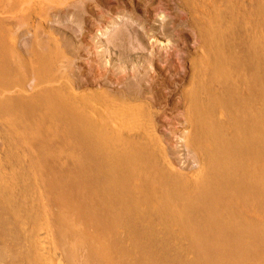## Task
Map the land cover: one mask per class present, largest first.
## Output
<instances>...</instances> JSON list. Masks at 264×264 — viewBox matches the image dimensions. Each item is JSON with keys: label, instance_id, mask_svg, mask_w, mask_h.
Wrapping results in <instances>:
<instances>
[{"label": "rangeland", "instance_id": "rangeland-1", "mask_svg": "<svg viewBox=\"0 0 264 264\" xmlns=\"http://www.w3.org/2000/svg\"><path fill=\"white\" fill-rule=\"evenodd\" d=\"M262 184L264 0H0V264H264Z\"/></svg>", "mask_w": 264, "mask_h": 264}, {"label": "bare ground", "instance_id": "bare-ground-1", "mask_svg": "<svg viewBox=\"0 0 264 264\" xmlns=\"http://www.w3.org/2000/svg\"><path fill=\"white\" fill-rule=\"evenodd\" d=\"M17 1V0H16ZM86 1V0H85ZM15 2V1H14ZM83 3V2H82ZM11 4V3H10ZM77 9V8H76ZM81 11V10H80ZM86 11V10H85ZM83 12V11H82ZM81 12V13H82ZM26 13V12H25ZM66 14V13H65ZM80 14V13H78ZM117 17L119 15H116ZM104 17V16H103ZM125 17V16H124ZM67 18V17H66ZM112 18V17H111ZM111 24V23H110ZM24 25V24H23ZM105 28V27H104ZM125 29V28H124ZM119 33V32H118ZM140 34V33H139ZM128 35V34H127ZM115 37V36H114ZM154 38V37H153ZM98 39V38H97ZM113 39V38H112ZM119 39V38H118ZM117 40V39H116ZM110 41V40H108ZM111 43V42H110ZM117 43V42H116ZM163 43V42H162ZM161 43V44H162ZM114 44V43H113ZM122 45V44H121ZM213 57V56H212ZM207 59V58H206ZM214 59V58H212ZM186 66V65H184ZM184 69V68H183ZM181 72V71H180ZM186 75V73L184 74ZM207 75V74H206ZM178 76V74H177ZM181 78V76H180ZM183 80V77L180 79L179 81V84L180 82ZM185 80V79H184ZM122 81V80H121ZM178 82V81H176ZM176 82H175V85H176ZM183 82V81H182ZM185 82V81H184ZM149 85V84H148ZM177 86V85H176ZM170 87V86H169ZM148 90V89H146ZM129 91V90H128ZM125 91H123L122 93H124ZM131 92V91H130ZM138 92V91H137ZM144 91H142L143 93ZM218 92V91H217ZM220 92V90H219ZM139 93V92H138ZM141 93V92H140ZM145 93V92H144ZM144 93L142 95H144ZM130 95V93H128ZM131 94H134L133 92ZM213 97H212V103L213 105H216V109H220V107H222V95L218 94V93H213L212 94ZM127 96V95H126ZM190 102V101H189ZM34 103H36L34 101ZM204 103V102H203ZM133 108V107H132ZM10 109V108H9ZM103 110V109H102ZM131 110V109H129ZM127 110L125 107L123 106H119V107H116L114 109V114H110L108 112L105 113V119L103 118V120L106 122V125L108 124V122L110 121H115L116 124L115 125V132H116V135H118L117 139L120 140V142L124 143L126 141H124L122 139V133L127 130L128 132H130L131 134L135 135V134H140V137H141V140H143L145 142V144L148 146V147H154V148H158V150H162V146L159 144V141H158V138L156 137V135L154 134V129L153 130H150V128L148 126L145 125V122L143 123L144 119L140 118V116H137L135 115L134 113H132L131 111ZM133 110V109H132ZM221 111V110H220ZM224 112V111H223ZM220 114L222 115V112H220ZM223 117V116H222ZM224 118V117H223ZM220 119V118H219ZM113 124V125H114ZM238 125V124H237ZM239 126V125H238ZM148 127V128H147ZM240 127V126H239ZM239 130V132L241 131V128H237ZM249 129V128H248ZM263 131V130H262ZM238 132V131H237ZM238 132V133H239ZM237 133V134H238ZM257 133V132H256ZM23 135V134H22ZM244 139V138H243ZM239 141V140H238ZM130 145L131 146H136L137 142L135 141V139L133 141H129ZM208 143V142H207ZM102 144V143H101ZM219 144V143H218ZM211 146V144H209ZM217 147V146H216ZM237 147V146H236ZM210 148V147H209ZM210 150V149H209ZM110 154V153H109ZM225 154V153H224ZM155 158V157H154ZM157 158V157H156ZM155 160V159H153ZM227 163H229L230 161L229 160H225ZM155 164V163H154ZM238 164V163H236ZM227 165V164H226ZM7 166V165H6ZM14 168V167H12ZM201 168V167H200ZM261 168V167H260ZM15 169V168H14ZM213 170V169H212ZM34 172V171H33ZM7 173V172H6ZM256 173V172H255ZM9 174V173H8ZM235 175V174H234ZM237 175V174H236ZM251 176V174H250ZM13 177V176H12ZM38 179V178H37ZM36 179V180H37ZM152 180V179H151ZM36 182V181H35ZM37 183V182H36ZM257 184V187L260 189L261 188V179H260V183L257 181L256 182ZM259 184V185H258ZM52 185V184H51ZM264 185V184H262ZM37 186V185H36ZM160 186V185H159ZM208 185L207 184H200V185H197V187L193 188L192 186H186V190L190 192H194L196 190H200V189H204L206 188ZM161 187V186H160ZM88 188V187H87ZM156 189V188H155ZM39 190V189H38ZM41 190V189H40ZM61 191V190H60ZM65 191V190H64ZM175 191V190H174ZM42 192V191H41ZM67 193V191H65ZM153 192V191H152ZM43 193V192H42ZM64 193V192H63ZM42 196V195H41ZM187 196V195H186ZM192 198V197H191ZM44 199V197H43ZM76 200V199H75ZM87 200V199H86ZM43 202V201H42ZM34 204V203H33ZM38 204V203H37ZM45 204V203H44ZM85 205V204H84ZM87 205V204H86ZM35 206V205H34ZM92 206V205H91ZM79 207V206H78ZM87 207V206H86ZM33 208V207H32ZM34 210V209H33ZM42 210V209H41ZM85 211V210H84ZM46 212V211H45ZM83 212V211H82ZM49 213V212H48ZM47 213V215H48ZM46 214V213H45ZM46 215V216H47ZM84 215V214H82ZM95 216V215H94ZM48 217V216H47ZM49 219V217H48ZM47 219V220H48ZM47 220H41L38 222L37 224V227H36V231H35V249H36V252L38 254V256L40 257V264H64L62 263V260L61 261V258H60V252L58 250V248L55 246V244H53V241L52 240V235H51V229H50V226H49V223ZM64 223H66L69 228L75 232V233H78L79 232V229H80V225H78L79 223L78 222H75L71 219H69L68 217L64 218L63 219ZM54 229V228H53ZM81 233L79 232L78 234L82 235L84 232L83 230H80ZM187 235V234H186ZM62 238V237H59V239ZM63 241V239H60L59 241ZM66 240V238H65ZM59 244H61L60 246L64 245L62 243L64 242H59ZM89 241H90V246L92 247L91 248V256L92 257H96L98 260L100 261H103L107 264H110V261H111V257H110V253L108 251V249L104 246L103 244V241L100 240V238H98V236L96 235H91L90 238H89ZM66 244V243H65ZM68 244L64 245V246H67ZM75 245V244H74ZM70 247V246H69ZM77 247V246H76ZM61 247V251H63V253H66V255L68 254L67 251L69 252V250H67L65 247V249ZM70 249V248H69ZM62 253V252H61ZM62 253V254H63ZM70 253V252H69ZM72 254V253H70ZM68 255V256H72V255ZM36 256V255H35ZM191 256V255H190ZM63 257L64 254H63ZM67 257V256H66ZM76 257V256H74ZM82 257V256H81ZM73 259V256L71 257ZM64 259V258H63ZM68 259V257H67ZM83 259V258H82ZM102 262V263H103ZM72 263V262H71ZM69 263V264H71ZM79 263V262H78ZM67 264V263H66ZM74 264V263H73Z\"/></svg>", "mask_w": 264, "mask_h": 264}]
</instances>
